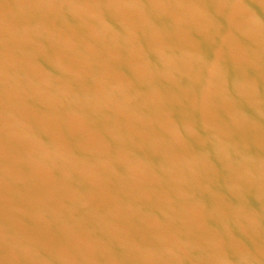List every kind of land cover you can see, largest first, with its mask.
<instances>
[{
	"label": "water",
	"instance_id": "95a60500",
	"mask_svg": "<svg viewBox=\"0 0 264 264\" xmlns=\"http://www.w3.org/2000/svg\"><path fill=\"white\" fill-rule=\"evenodd\" d=\"M0 264H264V0H0Z\"/></svg>",
	"mask_w": 264,
	"mask_h": 264
}]
</instances>
